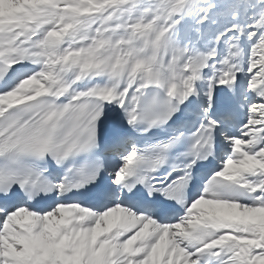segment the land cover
<instances>
[{"label":"snow or ice","instance_id":"1","mask_svg":"<svg viewBox=\"0 0 264 264\" xmlns=\"http://www.w3.org/2000/svg\"><path fill=\"white\" fill-rule=\"evenodd\" d=\"M0 264H264V0H0Z\"/></svg>","mask_w":264,"mask_h":264}]
</instances>
